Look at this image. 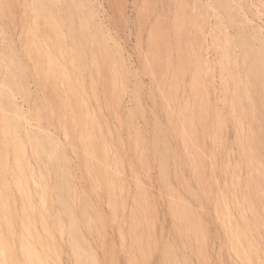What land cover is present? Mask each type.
Instances as JSON below:
<instances>
[{"label":"bare ground","instance_id":"bare-ground-1","mask_svg":"<svg viewBox=\"0 0 264 264\" xmlns=\"http://www.w3.org/2000/svg\"><path fill=\"white\" fill-rule=\"evenodd\" d=\"M65 1H67V2H65ZM68 1L69 2L71 1L72 5H70V3ZM85 1L84 0H78V1L77 0H64V2L68 5V6H66V4L62 0L61 1L60 0H31V2L28 0H25L24 6H26V8L28 7L27 8V10H28L30 8V5H31L32 6V12L35 13V17L33 18L31 25H29L30 21L28 24L27 23H26V25L24 24L25 25V33L21 29V27L19 28V30L21 29L23 31V34H25V38L24 37H23L24 39L22 38L23 39L22 44L24 47V51H26L28 53V55H31V57L33 54V59L35 58L36 63H37L36 64L37 69L35 67L34 70L35 71L37 70L36 73H38V74L35 73L34 77L36 79L35 78L34 79L36 80V82L38 84L35 81L34 82L36 83L39 91L40 90L43 91V93L38 92V94L42 93L41 94V96H42L41 101L42 102L40 101L41 102L40 103L39 100H37V102L40 103L39 107H38L39 103L35 102L36 103L35 105L37 107H34V108H36L37 110L35 109V111L31 112L32 109H34V108H32L34 105H32V107L30 108L31 111L28 110L29 109V107H28L26 109V112L29 111V113L30 112L34 113V115L36 114L37 117H35L36 115L33 116L30 113V116L28 115L29 117H27L28 120L26 119V121H25V119L23 118V115H22V112L24 110H21L22 112L19 110L20 106L18 103L17 104L19 107L15 106L17 104L14 101H17V100L14 98L15 96L12 97V95H11L14 93L12 92L11 94H9V92H11L13 90H14L15 94H17L19 92L20 93L19 95L24 94V95H22V98H20V99H23V96H25L24 98L25 99L27 98V100L24 99L23 101H26L25 103L29 102V100H28L29 97L27 96V90L25 88V80L27 81L26 78L31 77V76H28V75H30L29 69H27V67H25V66H21V63H17V64H19V68L21 66V68H20L21 71L19 73L15 72L12 69L13 65H15L14 63H15L16 58H14V59H10V58L13 57L12 53L14 51H15L14 54L16 57V53H17L16 50H14L13 52L11 51L10 52L11 54L9 53L10 56L12 55L11 57L8 55L9 59L5 58V57H4L5 59L2 58V59H4V61L8 62V65H6L7 63L4 61L2 62L1 61L2 59L0 60L4 64L6 63L4 66H2V68L7 66L6 68L8 69V74H5L7 76H4L6 81H5V79H3L4 82L0 81L3 83V85H0V87H2V89H3L4 85L6 84L5 87H6L7 91L9 90L7 92L5 87H4L3 90L6 91L7 92L6 93L2 89H0V264H65V261H68V260H69L68 262L70 264H83V260H84L83 256L85 258H87V260H88L86 264H107L106 262H109V260H111V264H116L117 262L119 263L121 261V260L119 261L118 256L116 257V255H119V250H117L118 249L117 247H120V246H121V249H120L121 251H123V249H124V255H126L125 256L126 259L124 258V255H123V258L125 259L124 262L126 261L125 262L126 264H150L151 259H153L154 255H156L157 253L159 256L158 260L160 261V264H195L196 261L198 262V264H212V262H213V261H211L212 256H213L212 258H213L214 262L217 260L216 262H219L218 264H264V249L262 248L264 246L262 244H259L260 241H259V239L257 240L256 236H255V235L258 236L259 233H257V232L260 229L264 228V226H263L264 223H261L260 225L256 224V223H260L262 221L264 222V219H262L264 216V213L262 212V214H261L262 220H260V221H259L260 216L258 215L260 213L258 212V214H257V208L258 209L260 208L261 202H262V200H260V199H263L262 198L263 193H262V189H261L262 186L260 188L261 191L258 187H257L258 189L252 188L253 184H254V181H253L254 180L253 176L255 174L254 170H256V172H257V169L254 168V167H256V166H254V162L256 163L255 158H254L255 155L253 157V155L251 154V152H253V151H251V148H250V142L252 141L251 138H253L252 135H250V133H252L253 130L251 129V126L249 124L246 125L247 124L246 122H245L246 124H244V123L242 124L243 121L241 120V119L244 120L248 115L251 116V114H254L255 108L258 107V106H256V104H254L252 99L255 100V98L258 95H259L258 98H260L261 94H262L261 97L264 96L263 95L264 94L263 93L264 88L262 89V87H264L263 83L260 84L259 82H257L261 78H263V77L260 78L257 76H262V75H260V72H261L260 70H261V67L264 66V64H263L264 60H261L262 58H260V57H262V56L264 57V54H263L264 49L263 50L261 49L262 51H260L262 56L257 54L256 51H255L256 54L254 52L250 53V50H249V54H246L245 56L242 55V56H244V57H242L243 59L240 57V59L238 60L239 57L237 55L236 56L238 58L236 56H235L236 57L235 58L234 56L231 57L229 55L230 53H233V52H235V53H233V55L237 54L236 51H234L235 50L234 48H233L234 50H231L232 47H230V45H232V44L227 40L230 35H228L227 38L225 36V39H223L222 37H218L219 36L218 34H217L218 36L215 35L216 33L214 34V36H216L218 38H222V40H220V39H216L214 37L216 39L215 42L217 44V46H216L217 52H219L218 49L219 50L221 49L222 51L221 50L220 51H221V53H223L221 56L222 58L220 57V55H218V57H220L219 59H221V60H216V61H221V62H218L216 65L219 67L220 72H222V74L219 72L221 74V77L219 76V78H221L220 81L223 82L222 88L225 87V91L228 92L227 98H226L227 93L225 94L224 91H223V93L225 96L224 95L223 96H224L225 101H229V105H228V103H227L228 106L225 105L226 111H228L227 108L229 107L228 108V109H230L229 112L233 116L232 117L230 115L231 116L230 123L240 122L239 124H240V128L242 130L245 129L244 126H247L246 127L247 130H248V128L251 129V131L248 130V131H250V133L248 131L244 130L246 135H243L242 137H240L241 139L238 138L240 140V143H241V144L239 143L241 150L239 148V150L237 152H238V155H240V153H241V156H240L241 159H237L238 161L236 160V163H232V161H231L232 164L230 163V160H231L230 157L231 156L229 157V154L230 155L232 154L233 149L231 148V150H230L231 144H229L226 141L227 138L223 137V135L225 136V134H222L223 131L221 129V127L223 128V125H225V123H223V122L226 119L230 120V118H226L225 120L223 119L227 115H224V113L222 114L220 107H218V109H216L218 105L216 106V105H214V103L212 104V100L210 99V95H211L210 91L207 90V87H209L208 85H210L209 82L213 81V80H210V81H207V80L213 79V77H214L213 73H211L212 70L210 69V67L213 65L206 63L207 59L204 60L203 57H200L203 54L199 55L196 53L198 51H196L194 49L196 46H194L193 42H192V45L190 44V46L193 49L195 54L192 51L184 49V50H186V52H184L183 53L184 55H183L182 51H180V53L183 55V56L181 55V57H183V59H180L181 57L178 58L182 61H181V65H180V62L179 63L177 62L180 65V66L178 65L179 70H178V68L176 70L177 73L173 74L174 71L172 72V76L174 78L170 75V78H173V80L171 79L169 81V82L172 81L171 84H169V85H171L170 91H167V89H169V88H167V86L163 89V90H166V93H165V91H162L164 95L167 94L168 92L170 93V94L164 96L167 98V99L165 98L166 99L165 101H167V104L170 103V100H173L174 102L179 104V110L176 108L178 110L177 111V115L179 116L178 118L176 115H175L176 117L175 116L173 117V115H171L172 116L171 117L169 114H167V115H169L173 119L175 118L176 122L173 119H171V120H173V122H175L176 127L179 125L178 122L179 121L181 122L180 126L177 128L179 130V132H178L179 133L178 138L180 140L179 143H181L183 145L182 146L180 144V146H182V150L183 151L185 150L184 153H186V151H187V153H189L188 154L189 156L192 155L193 159L190 158L191 156L189 157L187 155V157L189 159H191L190 161H192L190 163L192 166L193 174L199 175V178H197V179H199L198 183L200 182L199 183L200 188H201V185L203 186V189H202L203 193L208 195L209 192H212V194H213L212 199L214 200V198H215L214 190H213V187H212L213 191L210 190V186H209L210 184H208V182L213 183L214 180L212 178H214V175H215L214 179H216L215 180L217 183L216 186L218 187L220 184V179L218 180L219 183L217 182V179L219 178L218 176L219 175L224 176V177H220V178H222L221 179L222 182H224L221 185V187L223 189L220 188L221 191L219 192V187H218V193L216 195V200H214V202L216 204L214 203L215 205L213 204V207L216 206V208H214V209H215V211H217V215L215 214V216H217L218 219L215 217L214 218H215L216 222L218 221L217 223H219V225L222 227L221 230L223 231V234L225 235V239H224L225 243L222 241L224 246H222V242H221L222 239L219 241L221 242V244H220L221 247L225 248L226 252H227L226 253V252L222 251L223 252L222 254L226 255V256L229 255V258H227V260H226V259L221 258L223 255H221L220 251L217 250V252H216V250H214L215 246H213L214 248L212 251H210L211 249L207 251V249L210 248L209 246L207 248V244L210 245V242H212V240H211L212 238L209 237L210 230H209V227H207L208 221H206V220L203 221V219H205V216H204L205 211H203L205 209L203 207H205V206H204V202H202V201H204V200H200L202 198H200L201 196L200 197L197 196L198 194L197 195L192 194V193H194V191L192 188L188 187L189 185L188 186L186 185L187 181H184V183H185V184L183 183L184 186H183L182 182H181L182 185L180 184L183 188L181 191L182 192L185 191V193H186V197L184 195L185 199H182L181 203L175 202V204L173 203V205H171L170 203L167 204L168 210H169L168 211L169 217L171 216L170 217V221H171L170 225H172L171 226L172 229H170V231H172V232H170V233L167 232L166 235H168V233H169V235L167 237L164 234V233H166L165 228L162 226V224L165 221L161 225H159L160 227L162 226V228H164V229H162L163 230V232H162V230L159 228V226H157V224H160V223H156L157 220H160L159 214L157 216L158 211L155 210V209H157V207L156 208L153 207L154 206V205H152L153 202L150 203V201L152 199H150V195L147 193V190H146V193L143 191L146 188V187L144 188L145 185L143 184V182L140 183V181H139V178L141 177V175L143 173L142 168L140 167L141 170H138L139 168L133 169L134 168L133 165L135 163H133L132 161H131V165L133 164L132 165L133 168L128 170V171L133 172V174H134V175L132 174L131 179L132 178L133 179L131 182H134L135 179L138 180V182H134V183L136 184L137 191L138 192L141 191V192L137 193V194H136V192L135 193L132 192V194L133 193L134 194L131 195L132 198L130 197L131 201L130 200H129L130 202L128 201V197H129V193H130L129 190L132 189V188H130L131 185H128V184H133V183H130L127 180V177L122 176V174H126V171L128 169V168H126V167H128V164L126 166V164H125L126 162L124 161V159L122 157V156H124V158H125V155H124L125 151H123L125 148H123V147L129 145V143H127L126 140H129L130 143L132 142V145L135 146L134 147L135 151H132V152L136 154L135 155L136 156L135 158L137 159L136 163L138 164L140 162V160L142 163L145 160L144 155H143L144 154L143 152L145 151L144 146L146 144V141H148V140L142 139L145 136H143V134L140 132L139 129H135L136 131H133L135 127L131 128L132 127L131 126L129 130L126 128L127 127L126 124L128 123L126 121L129 120V118L127 119L126 117H129V115H130V118H131L132 117L131 114H133V113H131L129 115L127 114L128 116H126L125 113H122L124 115L123 117H121V114L118 113L119 114V115L117 114L118 120L119 119L123 120L124 117L126 120V121L124 120V122H126L125 126H124L123 122L118 124V125L123 124L122 126L120 125L119 129H123V127L126 128L125 129L126 132H127V130L129 132L127 134L129 136L126 135V137H129V139L124 138V141H126V142L125 143L123 142L125 144V146L122 145V148H121V144H123V143H120V144L117 143V146H116V141H118V139H119V138L117 139L118 135L115 134V137L112 135L115 132L111 127H109V128L112 129L113 131H111L108 128V126H110V125H108L109 123L107 124L108 120H106V118H105V115H106L105 112L109 110V108H108L109 105H108V102L104 103L107 100L105 101V100L101 99V101H100V98L98 95L99 92L97 93V87L99 88V86L102 85V89H103V87L105 88V89H103V91L105 90L108 94L110 92L114 93V92L110 91L111 88L112 87H114V88L119 87V85L121 84V82L119 80V76L121 74L125 73L129 69H127L126 66L124 68V65L126 63L125 64L123 63L124 64V65H122L123 67L120 66L119 65L120 63L118 64L116 62L117 58L112 59L113 61L106 60L107 57L105 55V50H104L103 44L101 43V40H99L96 37V33H93V32L91 33V30L93 31V29H91L92 27L90 24L89 14H88V17L87 16L83 17V16H85L84 15L85 11L88 9V7L86 6L87 3L84 5ZM59 3H60V6H59L60 8L58 9V7L56 5ZM0 6L3 10H5V8H4L5 6L7 7V9H9L11 6L13 7V5H11V0H1ZM61 6H63V7H61ZM64 6H66L65 9L69 12V14L72 13V15H73V16L68 15V17L70 18V19L69 18L68 19L70 21L68 19L65 20V17L63 19V17H62V16H64L63 13L66 11L65 9H63ZM67 7H69V8L67 9ZM13 8H15V7H13ZM56 8H57V10H55ZM61 9H63L64 11ZM58 10H59V12H61L62 15L58 12ZM7 11H11V10H7ZM11 12H13V11H11ZM22 12H23V10H21V13ZM77 14L80 16L78 17ZM81 14H82V17H81ZM26 15H27V13H26ZM26 17H25V19H27L31 16H29L27 18ZM41 17H43V20H44L42 22H40V20H39V19L42 20ZM72 17L75 19H73ZM79 18H81L82 20ZM30 19L31 18H29V20ZM75 20H76V22L78 21V24L75 22ZM24 25H23V27H24ZM59 26H61L65 29L67 38L62 37L63 35H61L62 32L60 33V31H59ZM241 26H242V24H241ZM218 29H217V31H218ZM0 30H2V29H0ZM68 35H70V36L68 37ZM245 36H246V34H245ZM212 37H213V35H212ZM251 39L254 40V37ZM255 39H257V38H255ZM192 40H193V38H192ZM218 40H220V42H223V45L219 46ZM254 41H256V40H254ZM213 42H214V40H213ZM238 42L239 41H237V43ZM69 43L71 46L69 45ZM189 43H190V41H187L188 46H189ZM232 43H234V41ZM95 44H97L98 46H96ZM234 44L236 46V42ZM239 44H240V42H239ZM168 45H170V44L168 43ZM245 45H247V44H245ZM245 45H244V47H245ZM254 45H255V43H254ZM238 47H239V45H238ZM96 48H98L97 50H99V51H97ZM191 48L188 47L187 49L191 50ZM228 51L229 52L231 51V52L229 53ZM241 51L243 52L245 50H241ZM154 53H156V52H154ZM243 53H245V52H243ZM116 54H118V52ZM116 54L114 56L118 57V55L116 56ZM248 55L251 56V58ZM257 55L259 58L255 57ZM120 56L118 57L119 58V60H117L118 62L120 61V59L124 60L122 57L120 58ZM156 56L158 58L161 55H159V53L158 54L156 53V55H154V57H156ZM179 56H180V54H179ZM189 57H191V59ZM248 57H249L250 61L247 60ZM252 57H254L255 60L254 59L252 60ZM102 58L105 60L103 61ZM35 60H33V61H35ZM172 60H173V58H172ZM243 60H244V62L246 60V63L247 64L249 63V65L244 64ZM256 60H259L260 66H259V64H257L258 61H256ZM260 60H261L262 64H261ZM238 61H242L243 66H244L243 69H242V67H243L242 65L238 66V65L242 64ZM120 62H122V61H120ZM208 62H210V61H208ZM2 63L0 65H2ZM219 63H220V65H219ZM250 63L257 65L260 72L258 71V69H256L257 66L256 67H255V65L251 66ZM15 66L18 67L17 65H15ZM175 66L177 67V65H175ZM10 67H12V68H10ZM121 67L123 68L122 69L123 73L121 71ZM239 67H241V68H239ZM6 68H4V69H6ZM190 68H193L192 72H190L191 77L187 74V72L190 70ZM238 68L242 69V73H241V70H239ZM213 69H214V66H213ZM221 69H222V71H221ZM236 69H238V71H236ZM245 69H248V73H246L247 70H245ZM6 70H3V71H6ZM243 70L246 72H244ZM254 70L256 72L258 71V73H259V75L256 76L257 80L255 79V77L253 75L254 74L256 75L258 73H255ZM253 71H254V73H253ZM239 72L243 76H244V74H243V72H244L245 77H243L242 75L240 76ZM6 73H7V71H6ZM102 74L105 77L104 79L100 78L102 76ZM161 74H163V73H161ZM165 74L161 75V76L159 75V76L162 78L163 76H165ZM248 74L251 77L248 76ZM36 75H38L37 76L38 78L36 77ZM187 76H189L190 78L188 77V79L191 80L190 81L191 91L193 93L197 92V91L199 92V93L194 94L195 96L193 95V93L190 92V89H188L189 88V80L187 79L188 82H186L187 80H185V78H187ZM211 76H212V78H211ZM165 77H164V79H165ZM168 77H169V75H168ZM242 77L245 78V80ZM249 77L252 79H250ZM100 79H102V80H100ZM167 79H169V78H167ZM216 79H218V78H216ZM250 80H252V81H250ZM206 81L208 83H206ZM253 81H254V83H252ZM101 82H103V83L101 84ZM204 82H205V84H204ZM260 82H263V81L260 80ZM210 83L212 84V82H210ZM213 83H214V81H213ZM103 84H104V86H103ZM184 84L186 86H188L187 90H189V92H186V89H184V88H186V86H184ZM253 84H255V86H258L257 88H259L258 90H260V92L256 91V90L254 91L255 86ZM260 85H262V86H260ZM39 86H42L41 89ZM183 86H184V88H183ZM252 86H254V88ZM168 87H170V86H168ZM199 87H201V89H202V87H205L202 90L208 91L207 93L204 92L207 94V96H206L207 99L205 97L206 94L204 95L203 92H201V89ZM182 88L186 92L185 93L183 91L186 94V97L181 94L182 93L181 90H183ZM198 88L200 90H198ZM50 93L54 94L53 96L51 95L52 97H54L53 101L48 99L49 96H47V94H50ZM7 94H9L11 96V99H10V96H8ZM110 94H109V96H110ZM117 94H119V93H117ZM117 94L112 95V96H113L115 101L119 102L120 97H117ZM187 94L188 95L190 94L189 97ZM191 94H192V96H194L193 98H190ZM253 94H254V96H256V95L257 96L253 98ZM208 95H209V97H208ZM218 97H219V95L217 96V98ZM229 97H230V100H226V99H229ZM12 98H14V101ZM113 98L111 100H113ZM243 98L245 99L244 100L245 103H243L245 105H243L241 103L243 101L242 100ZM258 98H257V100H258ZM263 98L262 99L260 98V101L262 100L261 102L264 101ZM39 99H41L40 96H39ZM208 99L211 100V104L214 105L215 108H214V106H213V108H211V105L209 104L210 101H209V103L207 101ZM92 100H94L95 105L98 103L97 104L98 107H96L97 105L95 106V108L92 107L94 104ZM213 101H215V99ZM246 101H251V103L253 102L252 105L249 102L250 107L252 106V108H249L250 110L249 109L246 110L249 107L248 102L246 103ZM258 101H256V103L260 102V101L259 102ZM28 104H30V102ZM184 104H189V107H188L189 109L187 107H184ZM217 104H218V102H217ZM263 104H264V102H263ZM253 105H255L254 109H253ZM244 106L247 108H245ZM164 107H165V105H164ZM169 107H171V106L169 105ZM21 108H23V106ZM104 109H106V110H104ZM171 110H173V109H171ZM218 110L221 112V113L219 112L220 114L218 113ZM111 111L110 112L108 111L107 115H111ZM247 111H251V113H249ZM246 112L248 114L247 116H246ZM25 113H23V114H25ZM112 113H113L112 115H114V111ZM135 113L133 115H135ZM101 114L104 116V118ZM221 114H222V116L224 115V117L222 118L223 120H221V117H222ZM236 114L238 116H236ZM244 115H245V118H244ZM111 116H109V117H111ZM106 117H107V119L109 118L108 116H106ZM236 117H237V122H236V119H234ZM259 117H260V115H259ZM22 118L24 119L26 124H24L21 121ZM36 118H37V120H36ZM113 118H115V117H113ZM33 119H34V121H33ZM38 119H40V120L43 119V120H41V122L42 121L44 122V120H47V121H45L47 123V128L50 126V129H51L52 128L51 125H52L53 127H55V129L57 128L56 131L58 129L62 130V133L64 134V136H66L68 138V140L71 139L70 142L73 141L72 143H74V144L71 143V145L73 147L75 145V147H76V148L74 147V149H73L74 152H76L75 155L78 156L77 158L79 161L81 160L80 161L81 164L80 165L78 164V168L82 167L81 169L86 170L87 173L83 170H82L83 173L82 172L81 173L83 176H84V172L86 173V175H85L86 177L90 176L89 179L87 178L88 181L91 180L89 182H92V180L95 182L96 186L92 182L95 190H96V188L99 189V192L105 190L104 195L109 198L107 201V197H106L107 206L108 207L110 206L109 209L113 208V213H111L113 218L110 215L112 220L111 219H110V221L108 220L110 218V216L107 219V217H105L104 214H102V215L105 218L101 215V213L103 211L99 209L100 207L97 209L95 208L97 203H96V201L93 200L91 195H90L91 199L96 204H94L93 201H91V200H90L91 201L90 202L88 200L90 198L87 199V197H89V195L86 196L87 193L85 194V192H82L84 187L82 188V186H81L82 189L80 187L78 188V186H77L78 184L75 185L76 187H74V184L71 181V176H72V178L74 177V175L72 173L69 175H67L66 173H65L66 175H63V173L60 174V171H59V170H61V169H59L60 168V164H59L60 159H59L58 150H57L58 143H60V139H59V141L57 139V138H59L57 135L59 133V131H57L58 133H56V134H55V132L53 133V135L51 134V136L56 138L55 140L53 137L49 138V137H51L49 133H48L47 139L44 140L41 138L42 134H45L46 132L49 131L48 130L49 128L46 131L45 127L44 128L42 127V129H44L45 133L41 129V131H43V132H41L40 130L39 131L36 130L37 132H39V134L37 136L32 135V133H33L32 131H34V125L38 126L39 124L37 125V123H40V125H42ZM131 119H134V118H131ZM137 119H136V121H137ZM48 120L50 122L49 125H48ZM118 120H116L117 123L120 122ZM232 120H233V122H232ZM31 122H36V123L32 126ZM132 122H134V121H132ZM130 123L131 122L129 121L128 124H130ZM222 123H223V125L221 126ZM230 123L228 121V124L226 123L225 126L230 125ZM44 124L45 123H43V126H44ZM132 124L134 125L135 122ZM210 124H212L214 126V128L215 127L216 128L214 129L213 126L212 127L210 126ZM202 125H204L205 128H203ZM234 125L237 126L236 128H238V125H236V124H234ZM45 126H46V124H45ZM135 126L137 128L136 124H135ZM31 127L33 129L30 131ZM198 127H201V129H203L204 131L201 130L200 128L198 129ZM210 127H211V129L213 128L214 131L211 130ZM55 129L52 128L51 130L53 131ZM177 129H175V130L178 131ZM226 129H227V127H226ZM226 129L224 128V130H226ZM231 129H232V126H231ZM130 130L132 131L131 133L134 132L132 135L130 133ZM123 131H124V129H123ZM239 131L241 133V130H239ZM244 131H243V133H244ZM120 132H122V130ZM135 132H137V133L135 134ZM201 132H203V133H201ZM246 132H248V133H246ZM40 133H41V135H40ZM46 134H45V136H46ZM109 134L111 135V137L109 136ZM248 134H249V136H248ZM55 135L57 137H55ZM240 135H242V134H240ZM119 136H120V134H119ZM146 137H147V135H146ZM205 137L206 138L208 137L207 138L209 141L208 143L211 144V142H213L212 143L213 145H211L213 147L212 151H211L212 153L210 152L211 149L207 150L208 147L206 148V150L209 152L210 156L207 155V153H208L207 151H206L207 153L205 152V150H204L205 147H203L204 149L202 148L203 145H199V147H198V144H200L203 140L205 142V140H206ZM111 138L112 139L114 138L116 141L111 140ZM165 138H166V136H165ZM209 139H211L212 141ZM224 139H225V142H223ZM119 141H121V139ZM133 141H134V144H133ZM206 142H207V140H206ZM226 143L228 144L227 146H225ZM201 144H203V143H201ZM210 144H208V145H210ZM130 146L131 145H129V147ZM220 146L222 147L223 151H226V149H227L226 147L229 146L228 147L229 149H227L229 151L228 152L227 151L226 152L220 151L221 150ZM224 146L226 148L225 150L223 148ZM129 147L127 148V150L129 149ZM131 147H133V146H131ZM197 148H199L201 150L199 151V150H197ZM121 149H122V151H121ZM213 149L216 150L220 155L216 151H214ZM218 149L221 153L218 151ZM76 150L78 151V153ZM192 150H196V152H194V151L192 152ZM253 150H255V149H253ZM198 151H199V153H198ZM201 151L202 152L204 151V154L206 153L205 156L207 155L208 158L212 157L211 159H213V161H211L209 159V163H208L209 165H207V166L205 165L206 163L203 161V159H205V157H204V155H202L203 153H200ZM121 152H122V154H121ZM152 152H154V151H151V153ZM155 152L153 154L154 156H152V154H151V156L155 158L154 160L153 159L152 160L155 163V160L161 159L159 162H156L158 164V166L155 164L156 165L155 167H157V169H159L158 170L159 171L158 174L160 175L159 179H161L160 182L163 185L162 186L160 184V186H161V188L163 187L165 189L166 188L165 186L168 184V183L167 184L165 183L166 182L165 180L167 178L171 179L172 178L171 176H174L172 173L175 170H173V172H171L172 167L170 165L172 163L170 164V162L167 159H164L163 155L160 153L161 151L159 152V150H156ZM167 152H169V151H167ZM175 152H174V154L176 155ZM223 153H224V155H223ZM227 153H228L227 156L229 157V158L228 157L227 158L230 160H228V159L224 160L225 159L224 157H226L225 154H227ZM156 154H158V155H156ZM159 154H161V155H159ZM211 154H212V156H211ZM137 155H139V156L137 157ZM155 155L159 158L161 156V158L158 159ZM79 156H80V158H79ZM221 157H223V158H221ZM172 159H175V157ZM178 159H179V157H178ZM66 160H64V162H66ZM177 160H176V162H174V163H176L174 165V167L177 166V169L176 168L175 169L179 171V170H181L182 165H181V163L179 165L177 163ZM256 160H257V158H256ZM68 161H70V160H68ZM129 162H130V159H129ZM212 162H213L212 166H214L213 168H211L212 166L210 165V164H212ZM233 162H235V161H233ZM148 163L151 164V162H149V160H148ZM148 163L146 162V164H148ZM193 163H194V165H193ZM203 163H205V164H203ZM137 164H135V165H137ZM146 164L144 165V168L148 170V168L150 167V166L148 167V165H150V164H148L147 166H146ZM218 164L221 165L220 171H219V167H218L219 165ZM204 165L206 168L204 167ZM244 165L247 166L244 168L246 170H248V172L246 170L242 171L244 169V168H242ZM258 165L261 166L262 164H258ZM153 166H154V164H153ZM208 166H210L211 169ZM129 168H131V167H129ZM125 169H126V171H125ZM183 169H184V167H183ZM207 169H209V171H210L208 174H213L212 176L208 175V176H210L211 181H209L210 178L206 175ZM212 169L214 171L216 170L219 172L216 173ZM66 170H65V172H66ZM136 170H138V171H136ZM151 170H152V168H151ZM203 170H205L204 173H203ZM139 171H141V172H139ZM178 171H176V173H178ZM245 171L247 173H249V177L246 176L247 173ZM77 172H79V171H77ZM223 172L225 173V175H223L224 174ZM244 172L246 173L245 177H247L246 183H245L246 184L245 187L247 188L246 190L244 188H242L244 185L240 184L241 181L242 182L245 181L244 179L243 180L240 179L241 175L242 176L244 175V174H242ZM180 173H181V175H180ZM204 174H205V176H203ZM216 174H217V178H216ZM178 175L180 176L179 177L181 179L180 181H182V178H183L182 171H179ZM120 176H121V178L123 177V179L125 178L126 180H123V179L120 180ZM259 176H260V174H259ZM79 177H81V176L78 175V178L77 177L76 178L79 179ZM204 177H206V178L208 177L207 178L208 180ZM128 178H129V176H128ZM223 178H225V179H223ZM156 179H158V178H156ZM78 181H80V180H78ZM141 181H142V179H141ZM157 182H159V181H157ZM124 183H126L125 185H128V186H124ZM137 183H140V184H137ZM139 185H142V186L138 187ZM179 186H176V187H179ZM239 186H240V188H239ZM126 187H128L129 189H127ZM141 187L143 188V190ZM152 188L153 187H151L150 189H152ZM161 188H159V189L157 188V190L159 191ZM163 188L161 189V191H159V192H161L162 195L165 194V193H163V192H165ZM214 188H215V184H214ZM80 189H81V191H80ZM87 189L85 188L84 191ZM242 189H244V193H242L243 192ZM248 189H249V192H251V193H249V192L245 193V191L247 192ZM126 190H128L129 193H126L127 192ZM241 190H242V192H241ZM254 190H256L257 193L260 191L259 193L260 194L262 193V194L260 195L258 193L259 194L258 195L256 192H253ZM172 191H174V193L176 192V190H172ZM87 192H88V190H87ZM171 193H169V194L171 195ZM253 193H254V196H255V194H256V196L258 195L257 198L253 197V195L251 196V194H253ZM88 194H90V193L88 192ZM98 194L99 193L97 192V194H96L97 197H98ZM189 194L190 195L192 194L191 197ZM175 195L173 197H175ZM192 196H194L193 200H196V201L198 200V203H199V201H201L203 204V205H200L201 202L199 203L200 207L198 206V208H201V207L203 208V209L201 208V210L199 209V211H201L199 213H198V209L195 208V210H196L195 211L193 208L194 205L190 203V202H193L192 200H190V199H192ZM196 196L198 197L197 199H196ZM259 196H262V197H259ZM188 197H190V198H188ZM255 198H256V200H255ZM258 198H259L260 202H258L259 201V200H257ZM154 200H156V199H154ZM164 200H165L164 202L167 201L166 199H164ZM188 200H190V201H188ZM128 202H129V204H128ZM146 204H149L148 207H150V209L146 207ZM186 204H188L189 206L193 205L192 206L193 210L191 212L193 215V216L191 215L192 219H189L186 216V214H188L187 211L189 212ZM257 204L259 206H257ZM93 205H95V206H93ZM151 205H152V208H154V209L151 208ZM128 206L130 208L127 210ZM261 209H263V211H264V208H260L259 211H261ZM129 210H131L129 213V217L124 216L125 213L127 214ZM151 210H154L152 212H156L155 213L156 215H154V213H152L150 215ZM165 210H166V208H165ZM100 211H101V213H100ZM202 211H203V213H202ZM249 212H250V216H251L250 219H249L250 216L248 215ZM121 213H123V214L121 215ZM200 213H202L203 215ZM254 214L256 215L257 218L254 217V219L255 218L256 219L254 221H252L251 219H253L252 216H254ZM189 215H190V213H189ZM156 218H157V220H156ZM257 219H258V221H256ZM105 220L109 223L111 221H114L115 222L114 226L118 223L117 225H119V229L117 230V228L115 227V234L118 235L117 237L120 238L119 239L116 237L117 238L116 240L119 239L118 242L116 240L114 242L111 241L113 239L110 238L109 235L107 236V234L104 233V232H108L107 230L103 231L104 227L108 226L107 225L108 223ZM104 221L106 224L104 223ZM211 221H213V219H211ZM158 222H162V221H158ZM216 225H218V224H216ZM125 226L126 227L128 226V227L125 228ZM257 227H259V228H257ZM158 228H159V230H161L160 232H162V234L160 232H157V231H159ZM213 228H214V226H213ZM208 230H209V232H208ZM256 230H258V231H256ZM117 231H119V232L116 233ZM103 233L105 234V236L103 235ZM159 233H160V235H159ZM108 234H109V232H108ZM161 235H163V236H161ZM164 235H165V237H164ZM76 236L79 237V240H80V241H78L79 243L75 239ZM106 236L111 239L110 240V243L112 242L111 245L109 244V241H108L109 239L108 240L106 239L107 238ZM210 236H211V233H210ZM209 238H210V241H209ZM105 239H106V242H108V244L104 241ZM217 240H218V238H217ZM115 242L121 243L120 246H115V248H114V249H116V251H118V253L114 252V249H110L111 248L110 246L114 247L113 245H115V244L117 245V243H115ZM215 245L217 246V244H215ZM220 245H218L219 248H221ZM108 247H110V248H108ZM219 248H217V249H219ZM99 249H101V251L103 252L102 255L101 254L99 255V253H102ZM219 250H221V249H219ZM121 251H120V253H121ZM210 252H212L211 257H210ZM215 252H216V254L218 252L220 253V255H221L220 257H219V253H218V255L215 254L216 256H218L217 258L219 260L216 258L215 255H212ZM115 253H116V255H115ZM65 255H66V257L67 256L69 257V259L67 257L68 260H65L66 257L64 259ZM102 256L105 258V259L103 258L104 260L102 259ZM192 256H193V258H192ZM214 256L216 259H214ZM226 256H223V257L226 258ZM119 257L121 258V255ZM194 257H195V259H194ZM115 258H117L118 261ZM220 259H222V260L220 261ZM105 260H106V262H105ZM229 260H230V262H228ZM214 262H213V264H214ZM69 263L66 262V264H69ZM215 264H217V263H215Z\"/></svg>","mask_w":264,"mask_h":264},{"label":"rangeland","instance_id":"rangeland-1","mask_svg":"<svg viewBox=\"0 0 264 264\" xmlns=\"http://www.w3.org/2000/svg\"><path fill=\"white\" fill-rule=\"evenodd\" d=\"M1 1V0H0ZM13 1V2H12ZM28 1H30L31 2V0H28ZM61 1V0H60ZM63 2H64V0H62ZM78 1V0H77ZM85 1V0H84ZM65 2H67V1H65ZM64 2V3H65ZM69 2V1H68ZM18 3V4H17ZM70 3V5H72L71 3V1L69 2ZM87 3V4H86ZM66 4V3H65ZM64 4V5H65ZM86 4V6L88 7V9L85 11V13H84V15L85 16H83V17H88V14H89V18H90V24H91V29H93V31L91 30V33L93 32V33H96V37L99 39V40H101V43L103 44V47H104V50H105V55H106V60H108V61H113L112 59H115V58H117L116 59V62L120 65V66H122V65H124L125 63V65H124V68H125V66H126V68L127 69H129V70H127L125 73H123V71H122V67H121V71H122V73L123 74H121L120 76H119V80H120V82H121V84L119 85V89L117 88V87H112L111 88V90L110 91H112V92H114V93H111L110 91V96H109V94L104 90L103 91V89H105L104 87H103V89H102V85L101 86H99V88L97 87V93L99 92V98H100V101H101V99H103V100H107L106 102H104V103H107L108 102V105H109V112L111 111V115L113 114L112 112L114 111V115H112L113 117H115V118H113L111 115H107V113H108V111H104L105 113H106V115H105V118H106V120H108L107 121V124L108 125H110V126H108V128L109 127H111L113 130H114V134H112L114 137H115V134H117L118 135V137H117V139H118V141L121 139V141H116L114 138L112 139L111 138V140H115L116 141V146H117V143L118 144H120V143H125L126 141H127V143H129V145H131V146H133V147H129V145L128 146H125V144L123 143V144H121V148H122V145L123 146H125V147H123V148H125L126 150H127V148L129 147V149L126 151L125 149L123 150V151H125V158H124V156H122L123 157V159H124V161L126 162L125 164H126V166H127V164H128V167H126V168H128L127 169V171H126V169H125V171H126V174H122V176H124V177H127V180L130 182V183H133V184H128V185H131V187L130 188H132L131 190H129L130 191V193L128 192V190H126L127 192L126 193H129V197H128V201L132 198V196L131 195H133L135 192H136V194L137 193H140V192H138L137 191V189H136V184L134 183V182H138V180H134V182H131L132 181V179H131V177H132V174H133V172H131V171H128V170H130V169H132L133 167V169H137V168H139L138 170H141L140 169V167L142 168V171H143V173H142V175H141V177L139 178V181H140V183H142L143 182V184L145 185L144 186V190H143V188H142V190L146 193V190H147V193L150 195V199H152L151 201H150V203L151 202H153L152 203V205H154L153 207H157V209H155V210H157L158 211V213H157V216H158V214H159V219L160 220H157V218H156V220H157V222L156 223H160V224H157V226H159V225H161L164 221V223L162 224V226L165 228V231H166V233H164L165 235L167 234V232H172V231H170V229H172V225H170L171 224V221H170V217H169V213H168V205L167 204H171V205H173V203L175 204V202L176 203H181V200L182 199H185V197H186V193H185V191L184 192H182L181 190L183 189L182 188V184L184 183V181H187V183H186V185L188 186V187H190V188H192L193 189V191H194V193H192V194H195V195H197V196H201L200 198H202V199H200V200H204V201H202V202H204V206L205 207H203L205 210H203V211H205L204 212V216H205V219H203V221H208V226L207 227H209V230H210V232H209V230H208V232H209V237H211L212 239V242H210V245L209 244H207V248H208V246L210 247V248H208L207 249V251L208 250H210V251H212L213 250V246H215V248H214V250H216V252H217V250L218 251H220V253H221V255H223L222 253L223 252H226V249L225 248H223V247H221V242L223 241L224 243H225V235L223 234V231L221 230L222 229V227L219 225V223H217L216 222V220H215V218H217V216H215V214L217 215V211H215V209L214 208H216V206L215 207H213V204L215 203L214 202V200H216V195H217V193H218V187H219V192L221 191V189L220 188H222L221 187V185H222V183H224V182H222V178H220V177H224V176H222V175H219L218 177V179H217V182L219 183V179H220V184H219V186L217 187L216 185H217V183H216V179H214L215 178V175H214V178H212L213 180H214V182L213 183H210V182H208V184H210L209 186H210V190L211 191H213L214 190V195H215V198H214V200L212 199L213 198V194H212V192H209V194L208 195H206L205 193H203V186L201 185V188H200V182L198 183V180L199 179H197V178H199V175L198 174H193V172H192V166H191V163L190 162H192V161H190L191 159H189L188 157H187V155L189 154V153H187V151H186V153H184L185 152V150L183 151L182 150V144L181 143H179L180 142V140H179V138H178V135H179V130L177 129L179 126H180V121L178 122L179 123V125L176 127V124H175V118L173 119V118H171L172 116L171 115H173V117L176 115L177 116V118L179 117L178 115H177V111L179 110V104L178 103H176V102H174L173 100H170V103L169 104H167V101H165L167 98L166 97H164V96H166V95H168V94H170L169 92L167 93V94H163V92L162 91H165V93H166V90H163L166 86H167V88H169V89H167V91H170V88H171V85H169V84H171V82H169L171 79L173 80V76H172V72H173V74H175V73H177V68H178V63L180 62V65H181V61L182 60H180V59H183V57H181V55L184 53V52H186V50H189V51H192L193 53H194V51H193V49L191 48V46H190V44L192 45V42L194 43V46H196L194 49L196 50V51H200L199 53L198 52H196L197 54H203L202 56H200V57H203V59L204 60H206L207 62L206 63H208V64H210V65H213L214 66V69H213V66H211L210 67V69L213 71H211V73H213V79H208L207 77V81H210V80H213L214 81V83H213V81H210V82H212V84L209 82V84L210 85H208L209 87H207V90H209L210 91V99L212 100V104L214 103V105H218L217 106V108L216 109H218V107H220L219 109L222 111V114L224 113V115H229L228 117L226 116L225 118H223L224 117V115L222 116V114H221V120H225L226 118H230V120L229 119H226L223 123H225V125H226V123L228 124V121H229V123H230V121H231V114H230V109H228L227 108V110L228 111H226V107H225V105H227V103H228V105H229V101H225L224 100V93L226 94L227 93V95H226V98H227V96H228V92L227 91H225V87H223L222 88V86H223V82H221L220 81V79L221 78H219V76L221 77V74H222V72H220V70H219V67L216 65L218 62H221V61H216V60H221V59H219L221 56H222V54L223 53H221V51L218 49V51L219 52H217V48H216V46H217V44H216V42H215V40L216 39H220V40H222V38L223 39H225V36H226V38L228 37V35H230L229 37H228V41L232 44V45H230V47H232L231 48V50H234V51H236V53L237 54H235V55H233V53H235V52H233V53H230L229 51V55L231 56V57H235L236 55L239 57H237L238 58V60L240 59V57L242 58V57H244L246 54H249V50H250V53L252 52H254L255 53V51H256V53L257 54H259V55H261L262 56V54L260 53V51H262L263 49H264V0H86L85 1V3H84V5ZM3 5V4H2ZM11 5H13V7H15V8H13L12 6L9 8V9H7V7L5 6L4 8H5V10H3L2 8H1V6H0V29H2V30H0L1 32H0V60L2 59V58H8L9 59V53L12 51H14V50H16L17 51V53H16V57H15V54H14V52L12 53V55H13V57L12 58H10V59H14V58H16L15 59V65H17L18 67H16L15 65H13V68L12 67H10V68H12L15 72H17V73H19L21 70H20V68H21V66H25V67H27V69H29V72H30V75H28V76H31V77H29V78H26L27 79V81L25 80V88H26V90H27V96L29 97L28 98V100H29V102H30V104H28V103H25L26 101H23L25 98V96H23V99H20V98H22V95H24V94H22V95H19L20 93L18 92L17 94H15V92H14V90L13 91H11V92H9V94H11L12 92L14 93V94H11L12 95V97L13 96H15L14 98L17 100V101H14V98H12L13 99V101L14 102H16V104L18 103L19 104V106H18V104L17 105H15L16 107H19V110L21 111V110H24L23 112H22V115H23V118L25 119V121H26V119L28 120V118L27 117H29L30 116V113L31 112H33V111H35V109L36 108H34V107H37L35 104L36 103H39L41 100H42V96H41V94L43 93V91L42 90H40L39 91V89L37 88V85H36V78L34 77V75H35V73L37 72V70L35 71L34 70V68L36 67V60H35V58L33 59V54H32V57H31V55H28V53L26 52V51H24V47H23V39L25 38V34H23V31H24V33H25V25H26V23L28 24L29 23V21H30V23H29V25H31V23H32V20H33V18L35 17V13L34 12H32V6L30 5V8L27 10V8H26V6H24L25 5V0H11ZM164 5V6H163ZM25 8H24V7ZM57 7H58V9L60 8L59 6H60V3L59 4H57L56 5ZM66 6H68L67 4H66ZM66 6H64V8L63 9H65V7ZM90 6V7H89ZM61 7H63V6H61ZM70 7V6H69ZM69 7H67V9L69 8ZM216 8V9H215ZM23 10V12L21 13V10ZM63 9H61V10H63ZM168 9V10H167ZM215 9V10H214ZM7 10H11V11H13V12H11V11H7ZM31 10V11H30ZM55 10H57V8L55 9ZM66 10V9H65ZM2 11V12H1ZM64 11V10H63ZM166 11V12H165ZM213 11V12H212ZM29 12V13H28ZM58 12H59V10H58ZM66 12V13H65ZM64 13H63V15L64 16H62L63 17V19H64V17H65V20L66 19H68L69 17H68V15L70 16H73L72 15V13L71 14H69V12L66 10ZM92 12V13H91ZM15 13V14H14ZM26 13H27V15H26ZM60 14H61V12H59ZM25 15V16H24ZM31 16V17H29V16ZM33 15V16H32ZM62 15V14H61ZM29 17V18H31L30 20H29V18H27V17ZM77 16L79 17L80 15H78L77 14ZM24 17V18H23ZM25 17L27 18V19H25ZM75 17V16H74ZM81 17H82V14H81ZM42 18V20L41 19H39L40 20V22H42V21H44L43 20V17H41ZM73 18V17H72ZM71 18V19H72ZM70 19V18H69ZM68 19V20H69ZM73 19H75V18H73ZM77 19V18H76ZM79 19H81V18H79ZM200 19V20H199ZM67 20V21H68ZM78 20V19H77ZM82 20V19H81ZM206 20V21H205ZM25 21V22H24ZM70 21V20H69ZM79 21V20H78ZM78 21L76 22V20H75V22L78 24ZM204 21V22H203ZM9 22V23H8ZM102 22V23H101ZM80 23V22H79ZM224 23V24H223ZM25 24V25H24ZM241 24H242V26H241ZM23 25H24V27H23ZM218 25V26H217ZM94 26V27H93ZM21 27V29L23 30H19V28ZM215 27V28H214ZM219 29H218V28ZM256 27V28H255ZM104 28V29H103ZM193 28V29H192ZM223 28V29H222ZM227 28V29H226ZM217 29H218V31H217ZM108 30V31H107ZM220 30V31H219ZM59 31H60V33H61V35H63L62 37L64 38V37H66L67 38V35H66V32H65V29L63 28V27H61V26H59ZM197 31V32H196ZM64 32V33H63ZM190 32V33H189ZM229 32V33H228ZM3 33V34H2ZM6 33V34H5ZM183 33V34H182ZM216 33V34H215ZM228 33V34H227ZM242 33V34H241ZM194 34V35H193ZM214 34L215 35H217L218 37H222V38H218V37H216V36H214ZM224 34V35H223ZM245 34H246V36H245ZM256 34V35H255ZM6 35V36H5ZM93 35V34H92ZM95 35V34H94ZM212 35H213V37H212ZM251 35V36H250ZM14 36V37H13ZM70 35H68V37H69ZM159 36V37H158ZM244 36V37H243ZM256 36V37H255ZM24 37V38H23ZM106 37V38H105ZM207 39H206V38ZM216 39H215V38ZM231 37V38H230ZM241 37V38H240ZM254 37V40H256V41H254L253 39H251V38H253ZM14 38V39H13ZM23 38V39H22ZM192 38H193V40H192ZM255 38H257V39H255ZM106 39V40H105ZM189 39V40H188ZM191 39V40H190ZM214 40V42H213V40ZM230 39V40H229ZM248 39V40H247ZM260 39V40H259ZM184 40V41H183ZM220 40H218L219 41V46H221V45H223V42H220ZM243 40V41H242ZM251 40V41H250ZM263 40V41H262ZM187 41H190V43H189V46H188V44H187ZM206 41V42H205ZM224 41V40H223ZM234 41V43L236 42V46H235V44L234 43H232ZM237 41H239L240 42V44H239V42L237 43ZM242 41V42H241ZM246 41V42H245ZM261 41V42H260ZM16 43V44H15ZM71 43V42H70ZM70 43H69V45H70ZM162 43V44H161ZM167 43V44H166ZM168 43L170 44V45H168ZM243 43V44H242ZM254 43H255V45H254ZM187 44V45H186ZM234 44V45H233ZM239 45V47H238V45ZM245 44H247V45H245ZM263 44V45H262ZM96 46H98L97 44H95ZM167 45V46H166ZM244 45H245V47H244ZM71 46V45H70ZM95 46V47H96ZM249 46V47H248ZM188 47H190L191 48V50L190 49H187ZM193 47V46H192ZM257 47V48H256ZM13 50H12V49ZM156 48V49H155ZM164 48V49H163ZM171 48V49H170ZM234 48V49H233ZM240 48V49H239ZM245 48V49H244ZM11 49V50H10ZM98 48H96V50H97ZM184 49H186V50H184ZM203 49V50H202ZM210 49V50H209ZM260 49V50H259ZM262 49V50H261ZM152 50V51H151ZM155 50V51H154ZM157 50V51H156ZM207 50V51H206ZM216 50V51H215ZM240 50V51H239ZM241 50H245V51H243V52H245V53H243ZM252 50V51H251ZM9 51V52H8ZM97 51H99V50H97ZM107 51V52H106ZM180 51H182V54L180 53ZM118 52V54H116ZM154 52H156L157 54L159 53V55H161V56H159L158 58H157V56L156 57H154V55H156V53H154ZM215 52V53H214ZM263 52H264V50H263ZM262 52V53H263ZM5 53V54H4ZM153 53V54H152ZM164 53V54H163ZM180 54V56H179V54ZM188 53V52H187ZM191 53V52H190ZM241 53V54H240ZM255 53V54H256ZM11 54V53H10ZM116 54V56L118 55V57L120 56V58L122 57L124 60H121L120 59V61H122V62H118L117 60H119V58L118 57H115L114 55ZM195 54V53H194ZM264 54V53H263ZM9 55V56H8ZM11 55V56H12ZM109 55V56H108ZM167 55V56H166ZM174 55V56H173ZM184 55V54H183ZM182 55V56H183ZM218 55H220V57H218ZM242 55H244V56H242ZM10 56V57H11ZM148 56V57H147ZM249 56V55H248ZM254 56V55H253ZM26 57V58H25ZM28 57V58H27ZM31 57V58H30ZM181 57V58H180ZM235 57V58H236ZM250 58H251V56H249ZM249 57H248V59L247 60H249ZM255 57H258V55L257 56H255ZM4 58V59H5ZM172 58H173V60H172ZM178 58H180V59H178ZM190 59H191V57H189ZM222 58V57H221ZM246 58V57H245ZM259 58V57H258ZM257 58V59H258ZM260 58H262L261 60H264L263 58V56L262 57H260ZM4 59H2L1 61L3 62L4 61ZM29 59V60H28ZM32 59V60H31ZM103 59V58H102ZM157 59V60H156ZM202 59V58H201ZM233 59V58H232ZM243 59V58H242ZM254 59V57H252V60ZM19 60V61H18ZM33 60H35V61H33ZM105 59H103V61H104ZM178 60V61H177ZM237 60V59H236ZM255 60V59H254ZM261 60H260V62H261ZM0 61V62H1ZM14 61V60H13ZM125 61V62H124ZM208 61H210V62H208ZM214 61V62H213ZM250 61V60H249ZM256 61H258L257 62V64H259V60H256ZM1 62V63H2ZM4 62H6V61H4ZM35 64H34V63ZM169 62V63H168ZM178 62V63H177ZM238 62H240V63H242V61H238ZM243 62H244V60H243ZM253 62V61H252ZM251 62V63H252ZM0 63V64H1ZM7 63V64H6ZM5 64L6 65H8V62H6ZM17 63H21V66H20V68H19V64H17ZM32 63V64H31ZM124 63V64H123ZM175 63V64H174ZM212 63V64H211ZM215 63V64H214ZM250 63V64H251ZM4 63H2V65H0V81H2V82H4V80L3 79H5L4 78V76H7V75H5V74H8V69L6 68V67H3L2 68V66H4L5 65ZM244 64H247L246 63V60H245V62H244ZM261 64H262V62H261ZM263 64H264V62H263ZM28 65V66H27ZM168 65V66H167ZM175 65H177V67L175 66ZM179 65V66H180ZM209 65V66H210ZM219 65H220V63H219ZM243 66V63L242 64H240V65H238V66ZM247 65H249V63L247 64ZM246 65V66H247ZM252 65H255V64H251V66ZM257 65H255V67H256ZM259 66H260V64H259ZM33 67V68H32ZM92 67V66H91ZM164 67V68H163ZM218 67V68H217ZM221 67V66H220ZM4 68H6V69H4ZM172 68V69H171ZM239 68H241V67H239ZM238 68V69H239ZM244 68V66L242 67V69ZM36 69H37V67H36ZM93 69V68H92ZM238 69H236V71H238ZM242 69H239V70H241V73H242ZM256 69H258V66H257V68ZM3 70H6L7 71V73H6V71H3ZM10 70V69H9ZM126 70V69H125ZM178 70H179V68H178ZM192 70H193V68H190V70L187 72V74L190 76L191 75V73L190 72H192ZM245 70H247V72L246 71H244V72H246V73H248V69H245ZM32 71V72H31ZM221 71H222V69H221ZM255 71V70H254ZM254 71H253V73H254ZM258 71H259V69H258ZM258 71L256 72L255 71V73H258ZM261 71V72H260ZM259 72H260V75H262V76H257V75H259V73L258 74H252L254 77H255V79L257 80V78H256V76L257 77H263V78H259L261 81H263V82H260V80L259 81H257V82H259L260 84L261 83H263V86H264V66H262L261 67V70H260ZM221 74H220V73ZM243 72V74H244V76L239 72V75L241 76H243V77H245V73ZM4 73V74H3ZM104 73V72H103ZM161 73H163V74H161ZM166 73V74H165ZM170 73V74H169ZM190 73V74H189ZM252 73V72H251ZM262 73V74H261ZM36 74H38V73H36ZM164 75L165 74V76L168 74L169 75V77H168V75L165 77V76H163L162 78L160 77L161 75ZM128 75V76H127ZM160 75V76H159ZM170 75L173 77V78H170ZM210 75V74H209ZM216 75V76H215ZM27 76V77H28ZM38 75H36V77H37ZM189 76H187V78H185V80H187L188 79V77ZM248 76H250L249 74H248ZM252 76V77H253ZM122 77V78H121ZM126 77V78H125ZM164 77H165V79H164ZM191 77V76H190ZM189 77V78H190ZM209 77V76H208ZM242 77V78H243ZM247 77V76H246ZM251 77V76H250ZM249 77V78H250ZM7 78V77H6ZM35 78V79H34ZM38 78V77H37ZM100 78H105L104 77V75L102 74V76L100 77ZM167 78H169V79H167ZM210 78V77H209ZM211 78H212V76H211ZM216 78H218V79H216ZM32 79V80H31ZM205 79V78H204ZM244 80H245V78H243ZM250 79H252V78H250ZM254 79V80H255ZM100 80H102V79H100ZM189 80V79H188ZM188 80L186 81V82H188ZM5 81H6V79H5ZM36 83H35V82ZM38 81V80H37ZM168 81V82H167ZM190 81L191 80H189V88L188 89H190V92L191 93H193L192 91H191V85H190ZM205 81V80H204ZM206 81V83H208ZM250 81H252V80H250ZM2 82H0V85H3V83ZM163 82V83H162ZM174 82V81H173ZM29 83V84H28ZM103 82H101V84H102ZM125 83V84H124ZM168 83V84H167ZM252 83H254V81L252 82ZM38 84V83H37ZM105 84V83H104ZM104 84H103V86H104ZM128 84V85H127ZM163 84V85H162ZM204 84H205V82H204ZM256 84V83H255ZM255 84H253L254 86H255ZM6 85V84H5ZM5 85H4V87H5ZM30 85V86H29ZM100 85V84H99ZM207 85V84H206ZM252 85V84H251ZM168 86H170V87H168ZM184 86H186L185 84H184ZM184 86H183V88H184ZM212 86V87H211ZM254 86H252L253 88H254ZM260 86H262V85H260ZM4 87H3V89H4ZM40 87V89H41V87L42 86H39ZM101 87V88H100ZM127 87V88H126ZM187 87L188 86H186V88H184V89H186V92H189V90H187ZM215 87V88H214ZM258 86H255V88H254V91L256 90V91H259L260 92V90H258L259 88H257ZM182 88V89H183ZM200 89H201V87H199ZM198 88V90H200ZM203 88H205V87H202V89ZM264 87H262V89H263ZM0 89H2V87H0ZM2 89V90H3ZM5 89H6V87H5ZM9 89V88H8ZM126 89V90H125ZM181 90L182 91V95H184L185 97H186V92H185V90ZM201 89V92H203V94L205 95L208 91H203ZM212 89V90H211ZM222 89V90H221ZM99 90V91H98ZM217 90V91H216ZM253 90V89H252ZM4 91V90H3ZM6 91H7V89H6ZM6 91H4V92H6ZM9 91V90H8ZM7 91V92H8ZM117 91V92H116ZM119 91V92H118ZM126 91V92H125ZM185 93H184V92ZM223 91H224V93H223ZM262 91V90H261ZM6 92V93H7ZM38 92H42L40 95L38 94ZM204 92H206V93H204ZM117 93H119V94H117ZM121 93V94H120ZM196 93H199L198 91L197 92H194L193 93V95L194 94H196ZM256 93V92H255ZM262 93V92H261ZM260 93V94H261ZM264 93V92H263ZM9 94H7L8 96H10ZM117 94V97H120V100H119V102H117V101H115L114 100V98H113V96L112 95H116ZM221 94V95H220ZM54 95L53 93H50V94H47V96H49V100H54L53 98L54 97H52V96ZM97 95V96H98ZM120 95V96H119ZM144 95V96H143ZM188 95V94H187ZM190 95V94H189ZM189 95H188V97H189ZM209 95H208V97H209ZM216 95V96H215ZM219 95V97L217 98V96ZM224 95V96H223ZM230 95V94H229ZM256 95V94H255ZM264 95V94H263ZM39 96H40V98L41 99H39ZM109 96V97H108ZM147 96V97H146ZM195 96V95H194ZM194 96H192V94H191V96H190V98H193ZM207 96V94L205 95V97ZM231 96V95H230ZM257 96V95H256ZM256 96H254V94H253V98L254 97H256ZM259 96V95H258ZM258 96L255 98V100H253L252 99V101L254 102V104H256V106H258V107H256L255 108V112H254V114H251V116H249L248 114H247V112H249V113H251V111L254 109V107H255V105H253V109L251 110V111H247L246 112V118H245V115H244V120L243 119H241L243 122H242V124L244 123V124H246V125H250L251 126V129L253 130L252 131V133H250V131H251V129H249L248 128V130H250V131H248L247 130V126H244V130L245 131H248L249 133H250V135H252V137L253 138H251L252 139V141L250 142V148H251V151H253V152H251V154L253 155V157H254V155H255V161H256V163L254 162V166H256V167H254L255 169H257V172H256V170H254L255 171V174H254V176H253V178H254V184H253V189H260L261 188V186H262V193H263V197L262 196H259V197H262L263 199H260V200H262V202H261V206H260V208H264V104H263V102H261L260 101V98L262 99L263 97H261L262 96V94H261V96H260V98H258ZM126 97V98H125ZM212 97V98H211ZM223 97V98H222ZM113 98V100H111ZM149 98V99H148ZM166 98V99H165ZM257 98H258V100L260 101H258L257 100ZM10 99H11V96H10ZM34 99V100H33ZM206 99H207V97H206ZM205 99V100H206ZM210 99H208L207 101H208V103H209V101H210V105H211V108H213V106L214 105H212L211 104V100ZM215 99V101H213ZM222 101H220V100ZM20 100V101H19ZM25 100H27V98L25 99ZM37 100H39V102H37ZM96 100V99H95ZM226 100H230V97H229V99H226ZM243 101L245 100L244 98L242 99ZM247 100V99H246ZM249 100V99H248ZM263 100H264V98H263ZM93 101V103H94V100H92ZM97 101V100H96ZM133 101V102H132ZM142 101V102H141ZM220 101V102H219ZM241 102L242 104L243 103H245V101L244 102ZM256 101H258L259 103H256ZM23 102V103H22ZM36 102V103H35ZM42 102V101H41ZM40 102V103H41ZM113 102V103H112ZM217 102H218V104H217ZM224 102V103H223ZM248 102V105L251 103V101H246V103ZM250 102V103H249ZM253 102L251 103V105L253 104ZM40 103L38 104V107H39V105H40ZM47 103V102H46ZM92 103V104H93ZM97 103V102H96ZM101 103V102H100ZM116 103V104H115ZM159 103V104H158ZM223 103V104H222ZM98 104V103H97ZM96 104V105H97ZM103 104V103H102ZM150 104V105H149ZM167 104V105H166ZM258 104V105H257ZM263 106H262V105ZM32 105H34L33 107H32ZM95 103L93 104V106L92 107H94L95 108ZM158 105V106H157ZM164 105H165V107H164ZM169 105L171 106V107H169ZM227 105V106H228ZM243 105H245V104H243ZM247 105V104H246ZM23 106V108H21ZM26 106V107H25ZM29 107V111H31V107L32 108H34V109H32V111L29 113V111L28 112H26V109ZM96 107H98V105L96 106ZM106 107V106H105ZM132 107V108H131ZM146 107V108H145ZM184 107H189V104H184ZM242 107V106H241ZM245 107V106H244ZM107 108V109H108ZM124 108V109H123ZM178 110H177V109ZM214 108H215V106H214ZM245 108H247V107H245ZM249 108H252V106L250 107V105H249V107L246 109V110H248ZM260 108V109H259ZM133 109V110H132ZM171 109H173V110H171ZM189 109V108H188ZM215 109V110H216ZM37 110V109H36ZM104 110H106V109H104ZM171 110V111H170ZM250 110V109H249ZM161 111V112H160ZM217 111V110H216ZM26 112V113H25ZM37 112V111H36ZM103 112V113H104ZM136 112V113H135ZM175 112V113H174ZM220 111L218 110V113H219ZM229 112V113H228ZM23 113H25V114H23ZM102 113V114H103ZM121 114V117H123L124 115L122 114V113H125V115L126 116H128L129 114H131V113H135V115H133V114H131L132 115V117L131 118H134V119H131L130 118V115H129V117H126L127 119L129 118V120H125V117L123 118V120L121 121L120 119L118 120V116H117V114ZM221 113V112H220ZM219 113V114H220ZM33 116H35L34 115V113H31ZM101 114V115H102ZM118 114V115H119ZM128 114V115H127ZM167 114H169V115H167ZM27 115V116H26ZM29 115V116H28ZM31 115V116H32ZM231 115V116H230ZM241 115V114H240ZM259 115H260V117H259ZM32 116V117H33ZM103 116V115H102ZM106 116H111V117H109L108 119H107V117ZM134 116V117H133ZM138 118H136V117ZM175 116V117H176ZM236 116H238L237 114H236ZM35 117H37V115L35 116ZM120 117V118H121ZM168 117V118H167ZM170 117V118H169ZM233 117V116H232ZM235 117V116H234ZM243 117V116H242ZM21 119V121L24 123V124H26L25 123V121H24V119ZM103 118H104V116H103ZM147 118V119H146ZM223 118V119H222ZM30 119V118H29ZM136 119H137V121H136ZM171 119H173L175 122H173V120H171ZM234 119H236V122H237V117L236 118H234ZM233 119V120H234ZM239 119V118H238ZM249 119V120H248ZM262 121H261V120ZM36 120H37V118H36ZM35 120V121H36ZM39 120V122H41V120H43V119H38ZM105 120V119H104ZM105 120V121H106ZM116 120H118V121H120V122H116ZM124 120L126 121V122H128L129 123V121L131 122L130 124H126V128L129 130L130 129V127L131 128H133V127H135L134 128V130L133 131H136L135 129H139L140 130V132L143 134V136H145L144 138H142L143 140L144 139H147L148 141H146V144H145V151L143 152L144 154V161L141 163V160H140V162L137 164L136 162H137V159L135 158L136 156V154L135 153H133L132 151H135V149H134V145H132V142L130 143V141L129 140H126V141H124V138H128L129 139V137H126V135L129 133L128 132V130H127V132H126V128H124L123 127V129H124V131H123V129H119V127H120V125H118L119 123H121V122H123V124H124V126H125V123L126 122H124ZM134 121L135 122V124L137 125V128H136V126H135V124L133 125L132 123H134V122H132V121ZM233 120H232V122H233ZM246 120V121H245ZM32 121V120H31ZM33 121H34V119H33ZM45 121H47V120H44V122L42 121L41 122V124L42 125H40V123H37V125L39 126H36V125H34L36 122H31L32 123V126L34 125V131H32L31 133H32V135H34V136H37L38 134H39V132H37V131H41V129H42V127L44 128L45 127V130L47 131V129L50 131H48V132H46L45 133V131H44V129H42L43 131H44V133L46 134V136H45V134H42L41 135V133H40V135H41V138L42 139H47V137H48V133L50 134V136H51V134L53 135V133L55 132V134L56 133H58L57 131H59V133L57 134L58 135V137L59 138H57L58 139V141H59V139H60V143H58V146H57V150H58V155H59V159H60V161H59V164H60V168L59 169H61V170H59L60 171V174H62L63 173V175H69V174H73L74 175V177L72 178V176H71V181H72V183L74 184V187H76L75 185H77L78 186V188L80 187L81 188V186H82V188H83V190H82V192H85V194L87 193V195L86 196H88L89 195V197H87V199L88 198H90V199H88L89 201L91 200V201H96V203H97V207L95 206V205H93V206H95V208L97 209V208H99L100 210H102L103 212L101 213V211H100V213H101V215L102 214H104V216L105 217H107V219L109 218V216L111 215V213H113V208L112 209H109V207L107 206V201H108V197L107 196H105L104 195V193H105V190H103V191H101V192H99V189H97L96 188V190L94 189V187H93V183H94V185H95V182L92 180V182H89V181H91V180H87V178L89 179L90 178V176H88V177H86L85 175H86V170H83V169H81L82 167H80V168H78V164L80 165L81 163H80V161L78 160V156H76L75 155V153L76 152H74V147H75V145H74V147L71 145V143L73 142H70V140H68V138L66 137V136H64V134L62 133V130H57L56 131V129H55V127H53L52 125H51V127L52 128H54L55 130H51L50 129V126L47 128V123L45 122ZM147 121V122H146ZM239 121V120H238ZM256 123H255V122ZM38 122V121H37ZM235 122V121H234ZM246 122V123H245ZM43 123H45L46 124V126H45V124H44V126H43ZM49 120H48V125H49ZM106 123V122H105ZM223 123L221 124V126L223 125ZM240 122H238V123H230V125H228V126H225V125H223V128L221 127V129H222V131H223V133L222 134H225V136L223 135V137H225V138H227V142L229 143V144H231V147H230V150H231V148L233 149V152H232V154L230 155L229 154V157H230V159H228L229 157L227 156L228 155V153L227 154H225L226 155V157H224L225 159L224 160H226V159H228V160H230V163H231V161H232V163H236V160L237 159H241V153H240V155H238V150H239V148H240V150H241V147H240V140L239 139H241L240 137H242L243 135H246L245 134V131L244 130H242L241 128H240V124H239ZM253 123V124H252ZM122 124V125H123ZM139 124V125H138ZM174 124V125H173ZM233 124V125H232ZM234 124H236V125H238V128H236L237 126H235ZM121 125V126H122ZM141 126V127H140ZM175 126V127H174ZM210 126L212 127L213 125L212 124H210ZM225 126V127H224ZM231 126H232V129H231ZM259 126V127H258ZM37 127V128H36ZM140 127V128H139ZM202 127L203 128H205L204 127V125H202ZM211 127H210V129H211ZM226 127H227V129H226ZM234 127V128H233ZM39 128V129H38ZM122 128V127H121ZM201 129V127H198V129ZM213 128H214V126H213ZM211 129V130H213L214 131V129L216 128H214V129ZM224 128L226 129V130H224ZM33 128L31 127L30 128V131L32 130ZM61 129V128H60ZM110 129V128H109ZM112 129H110L111 131H113ZM175 129H177L178 131H176ZM37 130V131H36ZM122 130V132H120ZM201 130H203V129H201ZM230 130V131H229ZM238 130V131H237ZM239 130H241V133H240V131ZM43 131H41V132H43ZM138 131V130H137ZM200 131V130H199ZM204 131V130H203ZM212 131V132H213ZM243 131H244V133H243ZM36 134H35V133ZM120 132V133H119ZM132 131L130 130V133H131ZM139 132V131H138ZM231 132V133H230ZM248 132H246V133H248ZM134 133V132H133ZM133 133H131V135L133 134ZM137 132H135V134H136ZM201 133H203V132H201ZM235 133V134H234ZM259 133V134H258ZM261 133V134H260ZM119 134H120V136H119ZM140 134V133H139ZM141 134V135H142ZM238 134V135H237ZM240 134H242V135H240ZM146 135H147V137H146ZM228 135V136H227ZM235 135V136H234ZM254 135V136H253ZM109 136L111 137V135L109 134ZM127 136H129V135H127ZM165 136H166V138H165ZM230 136V137H229ZM248 136H249V134H248ZM53 136H51V137H49V138H52ZM55 137H57L56 135H55ZM131 137V136H130ZM133 137V136H132ZM142 137V136H141ZM161 137V138H160ZM251 137V136H250ZM54 138V137H53ZM206 138V137H205ZM204 138V139H205ZM208 138V137H207ZM206 138V140H207V142H206V140H205V142H204V140L201 142V143H203V144H201L200 142V144H198V147H199V145H203L202 146V148L203 147H205V152L208 150V149H211L210 150V152L212 151V146L211 145H213L212 143L213 142H211V144L210 143H208L209 141H208V139ZM239 138V139H238ZM56 138H54V140H55ZM132 139V138H131ZM135 139V138H134ZM178 139V140H177ZM151 140V141H150ZM209 140H211V139H209ZM233 140V141H232ZM129 141V142H128ZM163 141V142H162ZM212 141V140H211ZM223 142H225V139H224V141ZM115 143V142H114ZM233 143V144H232ZM240 143V144H239ZM72 144H74V143H72ZM133 144H134V141H133ZM180 144L182 145V146H180ZM208 144H210V145H208ZM222 144V143H221ZM238 144V145H237ZM177 145V146H176ZM223 145V144H222ZM228 144L226 143L225 144V146H227ZM252 145V146H251ZM211 146V147H210ZM225 146L223 147L224 148V150L227 148V149H229L228 147H226L225 148ZM239 146V147H238ZM119 147V146H118ZM147 147V148H146ZM178 147V148H177ZM208 147V148H207ZM210 147V148H209ZM218 147V146H217ZM216 147V148H217ZM221 147V146H220ZM219 147V148H220ZM76 148V147H75ZM160 148V149H159ZM184 148V147H183ZM206 148H207V150H206ZM132 149V150H131ZM144 149V148H143ZM215 149V148H214ZM213 149V150H214ZM226 149V151L228 152L229 150H227ZM253 149H255V150H253ZM130 150V151H129ZM156 150H159V152L163 155V157H164V159H167L169 162H170V166L172 167L171 168V172H173V170H175L172 174L174 175V176H171L172 178L170 179V178H167L165 181V183L167 184H165L166 186V188L164 189L163 187V189H164V191L165 192H163V193H165L164 195H162L161 194V192H159V191H161V186H160V184H161V179H159V174H158V170L159 169H157V167H155L156 165L158 166V164L156 163V162H159L161 159V156H160V158L159 157H157L156 155H158V154H156L155 156L158 158V159H160V160H155V163H154V157H152V156H154L153 154H154V152L156 151ZM174 150V151H173ZM179 150V151H178ZM197 150H201V149H199V148H197ZM77 151V150H76ZM121 151H122V149H121ZM151 151H154V152H152L151 153ZM167 151H169V152H167ZM176 151V152H175ZM183 151V152H182ZM196 152V150H192V152ZM199 151H198V153H199ZM214 151H216V150H214ZM213 151V152H214ZM218 151H219V149H218ZM220 151H222V152H226V151H223L222 150V147H221V150ZM219 151V152H220ZM146 152V153H145ZM158 152V151H157ZM167 152V153H166ZM174 152L176 153V155L174 154ZM208 152V151H207ZM206 152V153H207ZM217 152V151H216ZM255 152V153H254ZM77 153H78V151H77ZM124 153V152H123ZM137 153V152H136ZM156 153V152H155ZM182 153V154H181ZM200 153H203L202 155H204V157H205V159H203V161L206 163H203V164H205L206 166L207 165H209L208 163H209V159L211 160V161H213V159H211L210 157L208 158L207 157V155L208 156H210L209 155V152L207 153V155L205 156V154H204V151L202 152H200ZM212 153V152H211ZM218 153V152H217ZM221 153V152H220ZM230 153V152H229ZM121 154H122V152H121ZM127 154V155H126ZM139 154V153H138ZM151 154H152V156H151ZM161 154H159V155H161ZM219 154V153H218ZM79 155V154H78ZM178 155V156H177ZM201 155V154H200ZM220 155V154H219ZM223 155H224V153H223ZM222 155V156H223ZM139 155H137V157H138ZM169 156V157H168ZM189 156V155H188ZM191 156V157H190ZM189 157L190 158H192V155H190ZM211 156H212V154H211ZM162 157V158H163ZM175 157V159H172V158H174ZM178 157H179V159H178ZM203 157V156H202ZM228 157V158H227ZM239 157V158H238ZM79 158H80V156H79ZM221 158H223V157H221ZM256 158H257V160H256ZM67 159V160H66ZM73 159V160H72ZM128 159V160H127ZM129 159H130V162H129ZM153 159V160H152ZM172 159V160H171ZM179 161H178V160ZM193 159V158H192ZM64 160H66V162H64ZM68 160H70V161H68ZM148 160H149V162H151V164L150 163H148ZM171 160V161H170ZM175 160V161H174ZM176 160H177V163L180 165V163H181V165H182V168H181V170H179V171H182V176H183V178H182V181H180L181 179L179 178L180 176L178 175V173H179V171L178 170H176L177 169V166L176 167H174V165L176 164V163H174V162H176ZM62 161V162H61ZM79 161V162H78ZM128 161V162H127ZM131 161L133 162V163H135V164H137V165H133V167H132V165H131ZM139 161V160H138ZM233 161H235V162H233ZM238 161V160H237ZM260 161V162H259ZM146 162L148 163V164H150V165H148V164H146ZM187 162V163H186ZM225 162V161H224ZM67 163V164H66ZM69 163V164H68ZM221 163V162H220ZM231 163V164H232ZM62 164V165H61ZM146 164V166L148 165V170L147 169H145L144 168V165ZM153 164H154V166H153ZM156 164V165H155ZM160 164V163H159ZM215 164V163H214ZM258 164H262L261 166L260 165H258ZM66 167H65V166ZM178 165V166H179ZM193 165H194V163H193ZM196 165V164H195ZM205 165H204V167H205ZM211 166L213 165V162H212V164H210ZM219 165V164H218ZM258 165V166H257ZM82 166V165H81ZM139 166V167H138ZM143 166V167H142ZM145 166V167H146ZM220 166L221 165H219L218 167H219V171H220ZM71 167V168H70ZM73 167V168H72ZM129 167H131V168H129ZM183 167H184V169H183ZM209 168H210V166H208ZM207 167V168H208ZM214 166H212L211 168H213ZM244 167H247V166H243L242 168H244ZM258 167V168H257ZM151 168H152V170H151ZM174 168V169H173ZM176 168V169H175ZM179 168V169H180ZM206 168V167H205ZM204 168V169H205ZM210 168V169H211ZM67 169V170H66ZM72 169V170H71ZM218 169V168H217ZM248 169V168H247ZM65 170H66V172H65ZM81 170V171H80ZM85 171L84 172V176L82 175V173H83V171ZM138 170H136V171H138ZM213 170V169H212ZM211 170V171H212ZM244 170H246L245 168L242 170V171H244ZM259 170V171H258ZM77 171H79V172H77ZM145 171V172H144ZM147 171V172H146ZM176 171H178V173H176ZM188 171V172H187ZM194 171V170H193ZM204 171L205 170H203V173H204ZM207 172V176L208 175H213V174H208L210 171H209V169H207L206 170ZM214 171V170H213ZM219 171H214V172H219ZM247 172H248V170H246ZM245 171V172H246ZM74 172V173H73ZM82 172V173H81ZM139 172H141V171H139ZM213 172V173H214ZM222 172V171H221ZM242 173V174H244L243 176L241 175V178L240 179H244L245 181L244 182H240V184H242V185H244L242 188H244L245 190L247 189L245 186H246V179H247V177H249V173ZM66 173V174H65ZM125 173V172H124ZM185 173V174H184ZM212 173V172H211ZM224 173V172H223ZM171 174V175H172ZM178 176H177V175ZM222 174V173H221ZM245 174H246V176L247 177H245ZM259 174H260V176H259ZM262 174V175H261ZM76 175V176H75ZM78 175H80L81 177H79V179H77L78 178ZM88 175V174H87ZM134 175V174H133ZM155 175V176H154ZM180 175H181V173H180ZM223 175H225V173L223 174ZM257 175V176H256ZM84 178H83V177ZM128 176H129V178H128ZM203 176H205V174L203 175ZM77 177V178H76ZM134 177V176H133ZM209 178H210V176H208ZM207 177V178H208ZM243 177V178H242ZM245 177V178H244ZM136 178V177H135ZM156 178H158V179H156ZM204 178H206V177H204ZM206 178V179H207ZM216 178H217V174H216ZM83 179V180H82ZM92 179V178H91ZM121 179H123V177L121 178V176H120V180ZM141 179H142V181H141ZM145 179V180H144ZM223 179H225V178H223ZM74 180V181H73ZM78 180H80V181H78ZM123 180H126L125 178L123 179ZM152 180V181H151ZM208 180V179H207ZM212 180V181H213ZM146 181V182H145ZM157 181H159V182H157ZM209 181H211V178L209 179ZM224 181V180H223ZM240 181V180H239ZM256 181V182H255ZM79 182V183H78ZM126 182V181H125ZM181 182H182V184H181ZM76 183V184H75ZM140 183H137V184H140ZM88 184V185H87ZM126 183H124V186H128V185H125ZM142 184V185H143ZM158 184V185H157ZM181 184V185H180ZM185 184V183H184ZM184 184H183V186H184ZM214 184H215V188H214ZM142 185H139L138 187H140V186H142ZM153 185V186H152ZM162 185V184H161ZM179 186V187H176V186ZM96 186V185H95ZM153 187L152 189H150L151 187ZM163 186V185H162ZM224 186V185H223ZM240 186H239V188H240ZM260 186V187H259ZM176 187V188H175ZM212 187H213V190H212ZM258 187V188H257ZM77 188V189H78ZM81 188V189H82ZM87 189L88 190V192L90 193V194H88V192H87V190H85L84 191V189ZM127 189H129L128 187H126ZM136 190H135V189ZM157 188L159 189V188H161L159 191L157 190ZM172 190H176V192L174 193V191H172ZM251 188V189H252ZM81 189H80V191H81ZM149 189V190H148ZM179 189V190H178ZM223 189V188H222ZM244 189H242L243 190V192H242V190H241V192L242 193H244ZM250 189V190H251ZM252 189V190H253ZM261 189H260V191H261ZM79 190V189H78ZM170 190V191H169ZM209 190V191H210ZM216 190V191H215ZM167 191V192H166ZM237 191V190H236ZM240 191V190H239ZM238 191V192H239ZM259 191V192H260ZM97 192L99 193L98 194V197L96 196V194H97ZM132 192H134L133 194H132ZM158 192V193H157ZM172 192V193H171ZM182 192V193H181ZM196 192V193H195ZM216 192V193H215ZM249 192V189H248V191L246 192L245 191V193H248ZM253 192H256V190H254ZM258 192V193H259ZM96 193V194H95ZM167 193V194H166ZM169 193H171V195L169 194ZM185 193V194H184ZM249 193H251V192H249ZM257 193V192H256ZM257 193V194H258ZM261 193V194H262ZM107 194V193H106ZM135 194V195H136ZM147 194V195H148ZM160 194V195H159ZM176 194V195H175ZM182 194V195H181ZM191 194V195H192ZM260 194V193H259ZM258 194V195H259ZM260 194V195H261ZM92 196V198H93V200L91 199V196ZM156 195V196H155ZM170 195V196H169ZM175 195V197H173ZM184 195H185V197H184ZM188 195V194H187ZM190 195V194H189ZM191 195H190V197H191ZM253 195V197H256L257 198V196H256V194H255V196H254V193L253 194H251V196ZM105 196V197H104ZM154 196V197H153ZM181 198H180V197ZM196 196V199L198 198ZM101 197V198H100ZM106 197H107V201H106ZM131 197V198H130ZM159 197V198H158ZM179 197V198H178ZM183 197V198H182ZM190 197H188V198H190ZM193 197L194 196H192V199H190V200H192L193 202H190L191 204H193L194 205V210H195V208H197L198 209V213L199 212H201V211H199V209L201 210V208H198V206H199V203L201 202V201H199V203H198V200L196 201V200H193ZM156 199V200H154V199ZM158 198V199H157ZM166 199L167 201V203L166 202H164L165 200L164 199ZM177 198V199H176ZM256 198H255V200H256ZM96 199V200H95ZM149 199V200H150ZM212 199V200H211ZM105 200V201H104ZM133 200V199H132ZM161 200V201H160ZM190 200H188V201H190ZM257 200H259V198L257 199ZM260 200L258 201V202H260ZM90 201V202H91ZM93 201V203L94 204H96L95 202ZM131 201V200H130ZM129 201V202H130ZM159 201V202H158ZM211 201V202H210ZM129 202H128V204H129ZM162 202V203H161ZM202 202H201V204L200 205H203L202 204ZM132 203V202H131ZM166 203V204H165ZM92 204V203H91ZM216 204V203H215ZM214 204V205H215ZM259 204V203H258ZM257 204V206H259ZM109 205V204H108ZM132 205V204H131ZM152 205H151V208H152ZM166 205V206H165ZM192 205V206H193ZM208 205V206H207ZM130 206V205H129ZM128 206V208H127V210L131 207H129ZM149 206V204H146V207L147 208H149L150 209V207H148ZM186 206L188 207V210H189V212L187 211V213L188 214H186V216L189 218V219H192L191 217L193 216L192 215V210H193V208H192V206H189L188 204H186ZM162 207V208H161ZM191 207V208H190ZM200 207V206H199ZM159 208V209H158ZM165 208H166V210H165ZM202 208V209H203ZM259 208V209H260ZM152 209H154V208H152ZM259 209L257 208V214H258V212L260 213V214H258L259 216H260V219H259V221L260 220H262V219H264V216H263V218L261 219V214H262V212L264 213V211H263V209H261V211H259ZM126 210V211H127ZM130 211L131 210H129L128 211V213L126 214L125 213V215L124 216H126V217H129V213H130ZM152 211H154V210H151V212H150V215L152 214V213H154V215H156L155 213L156 212H152ZM196 211V210H195ZM203 211H202V213H203ZM212 211V212H211ZM189 213H190V215H189ZM202 213H200V214H202ZM123 213H121V215H122ZM165 214V215H164ZM168 214V215H167ZM128 215V216H127ZM192 215V216H191ZM203 215V214H202ZM201 215V216H202ZM249 216H250V212H249V214H248ZM103 216V215H102ZM103 216V217H104ZM112 216V215H111ZM111 216H110V218L108 219L109 221H110V219H111ZM210 216V217H209ZM258 216V217H259ZM104 217V218H105ZM156 217V216H155ZM163 219H162V218ZM203 217V216H202ZM215 217V218H214ZM253 217V219H251L252 221H254L257 217H256V215L254 214V216H252ZM254 217H256L255 219H254ZM112 218H113V216H112ZM209 218V219H208ZM251 218V216L249 217V219ZM166 219V220H165ZM172 219V218H171ZM211 219H213V221H211ZM218 219V218H217ZM112 220V219H111ZM114 220V219H113ZM155 220V221H156ZM106 221V220H105ZM105 221H104V223H105ZM158 221H162V222H158ZM256 221H258V219L256 220ZM107 222V221H106ZM215 222V223H214ZM108 224V226H105L104 227V230L103 231H108L109 232V234H108V232H104V233H106L107 234V236L109 235L110 236V238H112L113 240H111L110 238H108L107 236V240L109 241V244L111 245V243H110V240L111 241H115L117 238H119V237H117L118 235H116L115 234V227L117 228V230L119 229V225H115L114 226V224H115V222L114 221H111L110 223L109 222H107ZM166 223V224H165ZM173 223V222H172ZM206 223V222H205ZM210 223V224H209ZM256 223V222H255ZM261 223H264L263 221L262 222H260V223H256L257 225L259 224H261ZM106 224V223H105ZM104 224V225H105ZM216 224H218V225H216ZM256 225V226H257ZM162 226L160 227L159 226V228L162 230V229H164V228H162ZM206 226V225H205ZM213 226H214V228H213ZM264 226V225H263ZM128 227V226H127ZM126 226H125V228H127ZM219 227V228H218ZM221 227V228H220ZM261 227V226H260ZM159 228H158V230H159ZM257 228H259V227H257ZM256 228V229H257ZM262 228V227H261ZM208 229V228H207ZM161 230H159V231H157V232H160ZM219 230V231H218ZM259 230V229H258ZM258 230H256V231H258ZM164 231V232H165ZM119 231H117L116 233H118ZM162 232H163V230H162ZM162 232H160L161 234H162ZM220 232V233H219ZM103 233V235L105 236V234ZM160 233H159V235H160ZM169 233H168V235H169ZM210 233H211V236H210ZM216 233V234H215ZM218 233V234H217ZM225 233V232H224ZM256 233V232H255ZM257 233H259V237L257 236V235H255L256 236V239L258 240L259 239V241H260V243L259 244H262L263 246H264V228L263 229H260ZM158 235V236H159ZM165 235H164V237H165ZM168 235H166V237L168 236ZM218 235V236H217ZM224 235V236H223ZM161 236H163V235H161ZM224 238H223V237ZM117 237V238H116ZM159 238V237H158ZM217 238H218V240H217ZM75 239H76V241L78 242V241H80L79 240V237L78 236H76L75 237ZM106 239L104 240L105 242H106ZM120 239V238H119ZM119 239L118 240H116L117 242L119 241ZM222 239V240H221ZM215 240V241H214ZM219 240H221V242L219 241ZM209 241H210V238H209ZM258 241V242H259ZM117 242H115V243H117ZM217 242V243H216ZM219 242V243H218ZM223 242H222V246H224V244H223ZM79 243V242H78ZM107 244H108V242H106ZM105 243V244H106ZM120 243V242H119ZM119 243H117V245L115 244V245H113L114 247H112V246H110V247H108V248H110V249H114L115 248V246H120L121 245V243L119 244ZM209 243V242H208ZM106 244V245H107ZM214 244V245H213ZM215 244H217V246L215 245ZM105 245V246H106ZM218 245H220V247L221 248H219V246ZM108 246V245H107ZM261 247V246H260ZM118 249L117 250H119V255H116V253H115V255H116V257L118 256V258H119V263L118 264H124L125 262H124V260L126 259V255H124V249H123V251H121L120 249H121V246L120 247H117ZM217 248H219V249H221V250H219V249H217ZM223 248V249H222ZM263 249H264V247H262ZM100 251H101V249H99ZM120 251H121V253H120ZM223 251V252H222ZM80 252V251H79ZM102 252V251H101ZM114 252H117L118 253V251H116V249H114ZM113 252V253H114ZM214 252V251H213ZM216 252L215 253H213L212 255H215L216 254ZM83 253V252H82ZM209 253V252H208ZM211 253L212 252H210V257H211ZM219 253V252H218ZM218 253L216 254V255H218ZM220 253H219V257L221 256L220 255ZM227 253V252H226ZM102 255L103 254V252L102 253H99V255ZM121 255V258L119 257ZM123 255H124V258H123ZM215 255V256H216ZM104 256V255H103ZM102 256V259L105 257H103ZM156 256V257H155ZM194 256V255H193ZM193 256H192V258H193ZM215 256H214V259H216L218 256H216V258H215ZM223 256H226V255H223ZM221 257L222 259H226L227 260V258H229V255H227L226 256V258L225 257ZM65 257H66V255L64 256V259H65ZM68 257V256H67ZM67 257H66V259L65 260H68L69 259V257H68V259H67ZM159 256H158V253L156 254V255H154V257H153V259H151V263L150 264H160V261L158 260L159 258H158ZM196 257V256H195ZM195 257H194V259H195ZM213 257V256H212ZM211 257V261H213L214 262V260H213V258ZM83 258H84V260H83V264H86L87 263V258H85L84 256H83ZM197 258V257H196ZM105 259V258H104ZM103 259V260H104ZM107 259V258H106ZM110 259V258H109ZM117 261H118V259L117 258H115ZM193 259V260H194ZM218 259V258H217ZM222 259H220V261L222 260ZM64 260V261H65ZM115 260V261H116ZM197 260V259H196ZM219 260V259H218ZM69 261V260H68ZM68 261H65V264H66V262L67 263H69ZM217 261V260H216ZM214 262V264L215 263H219V262ZM105 262H106V260H105ZM154 262V263H153ZM213 262H212V264H213ZM228 262H230V260L228 261ZM107 264L109 263V264H111V260H109V262H106ZM116 263V264H117ZM198 264V262L196 261L195 262V264ZM70 264V263H69ZM126 264V263H125Z\"/></svg>","mask_w":264,"mask_h":264}]
</instances>
